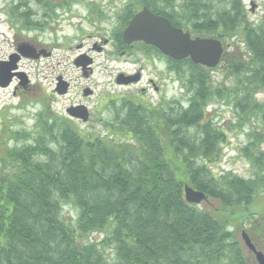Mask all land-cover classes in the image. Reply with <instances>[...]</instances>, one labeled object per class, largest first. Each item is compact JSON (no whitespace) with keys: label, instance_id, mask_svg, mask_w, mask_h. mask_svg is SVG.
<instances>
[{"label":"trees","instance_id":"1","mask_svg":"<svg viewBox=\"0 0 264 264\" xmlns=\"http://www.w3.org/2000/svg\"><path fill=\"white\" fill-rule=\"evenodd\" d=\"M26 5L9 13L28 31L31 13L19 12ZM143 5L174 27L220 40L234 84L213 86L212 69L167 57L186 87L185 103L122 98L105 134L47 114L31 130L5 131L14 145L0 150V264H257L234 230L264 189V131L250 132L245 148L255 177L218 174L210 164L228 136L207 106L212 97L231 99L240 118L264 128V98H256L264 95V17L251 20L243 0H133L123 25ZM184 185L217 201V213L186 202ZM65 205L76 212L72 222ZM95 233L102 238H90Z\"/></svg>","mask_w":264,"mask_h":264},{"label":"rangeland","instance_id":"2","mask_svg":"<svg viewBox=\"0 0 264 264\" xmlns=\"http://www.w3.org/2000/svg\"><path fill=\"white\" fill-rule=\"evenodd\" d=\"M36 1L0 0V61L7 60L10 53L15 50V40L38 42L50 51L47 57L38 60L24 58L19 62L18 71L24 73L30 80L26 84H31L28 89L25 88L26 85H19L17 89H14L13 85L0 88V134L4 135L7 131L11 134L22 128L31 130L38 116L43 114L69 119L65 110L69 105L77 103H84L90 116L86 123L69 120L83 132L105 134L107 131L105 122L112 119L122 98H130L146 106H155L170 100H180L185 103L189 98L183 82L170 69L167 57L160 52L157 54L153 50L146 53L147 49L143 47V50L142 46L149 45L137 43L125 49L126 53L120 54V35L128 24L127 22L123 25L127 13L131 11L130 4L133 0H64L65 6L62 8L58 6L57 9L52 6L54 4L52 1L58 0L37 1L44 11L53 13L48 15V20L42 19L38 23L33 17V13L38 8ZM243 2L251 20L264 17V0H243ZM23 4L27 5L25 8L19 7V12H27L28 9L31 13L32 29L28 31L22 29L15 18L11 19L9 13V9ZM50 19L52 22H49ZM55 19L59 21L56 22ZM35 24L41 27L36 28ZM51 26L54 27L53 30ZM191 36L195 37L192 34ZM100 37L112 40L114 38V40L104 45L103 52L88 51L93 42H101ZM114 42L118 52L109 55L114 50ZM79 44H83L80 49L77 47ZM240 47L243 48V45L240 44ZM233 49L234 45L228 48L229 51ZM82 54L93 60L95 64L89 80L83 77L73 64ZM139 71L142 77L137 83L120 85L116 82L119 74L134 75ZM211 73L213 86L223 83L222 86L231 87L234 84V78L226 71L225 62L221 61L218 66L212 68ZM59 75L69 87L68 92L63 95H58L54 91L56 78ZM150 79L156 83L157 90L149 84ZM87 86L93 93L85 101L82 88ZM256 98L262 102L264 95L259 93ZM210 100L207 106L208 117H212L213 125L219 126L228 136V141L221 144L220 159L211 163L210 168L218 174L229 173L244 179L255 177L258 169L251 166L245 148L250 140L249 133L264 131V128H261L260 122L255 118L247 121H244L243 117L240 118L231 99L216 96ZM8 138L4 135L3 141L0 140L2 144L0 150L4 149L5 144L7 147L14 145V140ZM260 144L261 142L255 147L259 148ZM198 206L214 213L218 210L219 203L208 199L200 202ZM235 211L237 215L243 212L240 208ZM230 213L223 212V215L226 219H230L231 223L238 224L236 217L230 218ZM62 215L68 222L76 218V212L70 205L63 207ZM260 217L264 218V189L254 196L253 203L247 208V214L239 221L241 227L234 230L235 227L229 226V230H234V238L254 260V254L246 247L241 233L244 231L254 246L262 250L259 248L262 247L259 242L260 240L264 242V229ZM90 238L101 239L102 234L95 233ZM111 250L110 247H106L105 254H110Z\"/></svg>","mask_w":264,"mask_h":264},{"label":"water","instance_id":"3","mask_svg":"<svg viewBox=\"0 0 264 264\" xmlns=\"http://www.w3.org/2000/svg\"><path fill=\"white\" fill-rule=\"evenodd\" d=\"M250 6H253L252 2ZM121 38L127 45L141 42L156 48L162 55L173 60L180 61L188 58L192 63L209 69L218 66L224 54L223 44L220 40L212 37H192L189 32L174 27L166 17L150 11L146 5H143L139 11L132 15L121 33ZM35 51L34 45L24 41L19 44L15 53L8 56L7 60L0 61V88L8 87L14 77L19 80V85L27 84L26 75L17 70L18 62L21 58L36 59L41 51L37 54ZM83 57L86 56L83 54L78 56L74 61V66L84 68L91 64L90 58L80 62ZM84 76L87 77L86 74ZM139 80V72L134 75L119 74L116 78V82L120 85H128ZM67 89L68 83L58 78L56 93L63 95ZM84 94L87 95L88 91H84ZM80 108H84V110L81 111ZM66 113L69 117L80 119L83 122L89 118V113L85 107H70L66 109ZM183 192L186 202L191 204L198 205L207 199L203 192L194 190L188 185H184ZM241 236L246 247L254 254L257 264H264V253L256 249L244 231H242Z\"/></svg>","mask_w":264,"mask_h":264},{"label":"flooded vegetation","instance_id":"4","mask_svg":"<svg viewBox=\"0 0 264 264\" xmlns=\"http://www.w3.org/2000/svg\"><path fill=\"white\" fill-rule=\"evenodd\" d=\"M51 2V1H50ZM54 4L52 5V6H54V7H56L55 9H57V7L58 6H60L61 8L62 7H64L65 6V4H64V0H58L57 2H55V1H52ZM36 3V5H38V8H37V10H35V12L33 13V17H34V20L38 23L40 20H42V19H45V20H48V15L50 14H53V13H49V11H44L43 10V8L40 6V3L38 4V2L36 1L35 2ZM45 9V8H44ZM48 10V9H47ZM90 13H92V11L90 12ZM55 14L57 15V12H55ZM55 15V16H56ZM53 19V18H52ZM56 20V22H58L59 20L58 19H55ZM54 20V21H55ZM49 22H52L51 21V19H50V21ZM35 27L37 28H39V27H41L40 25H37V24H35ZM48 27V26H47ZM42 28H43V26H42ZM54 29V27L53 26H51V30H53ZM55 29H56V27H55ZM120 37H121V35H120ZM101 38V42H93L92 44H91V47L88 49V51H95V52H103V48H104V45L105 44H107V42L109 41V43L111 42V41H113L114 40V38H113V40L112 39H103L102 37H100ZM22 42H24V41H18V40H15V50L13 51V52H11L10 53V55L11 54H13V53H15V51H16V49H17V47L19 46V44L20 43H22ZM27 42V41H26ZM32 45H34V47H35V54H37V53H39V51H41V54L36 58V59H32V60H38V59H40L41 57H47V56H49L50 55V51L45 47V46H42L41 44H39L38 42H34V43H32V42H30ZM137 43H140V42H135V43H132V44H130V45H127V44H125L123 41H122V38H121V43L119 44V46L121 47V50H120V54L122 55V54H124V53H126L125 51V49H127V48H130V47H132L134 44H137ZM114 50H113V52L111 53V54H109V55H113V53L115 54L116 52H118L117 51V48H116V44H115V42H114ZM77 47H79V49L80 48H82L83 47V44H79ZM119 47V48H120ZM9 55V56H10ZM108 55V56H109ZM8 58V57H7ZM89 57H83V58H81V60H80V62L81 61H85V60H87ZM21 59H24V58H21ZM21 61V60H20ZM19 61V62H20ZM75 61V60H74ZM79 62V63H80ZM74 64V63H73ZM94 66H95V64L93 63V60H92V62H91V64H89V65H87V66H85L84 68H82V67H76L78 70H80V72H81V74H82V76L83 77H85L84 76V74H86L87 75V80H89L90 79V77H91V75H92V73H93V69H94ZM139 73H140V79H141V77H142V75H141V72L139 71ZM62 76H57V78H56V82H55V88H56V83H57V79L58 78H60L62 81H64L62 78H61ZM86 78V77H85ZM28 80V79H27ZM28 81H30V80H28ZM132 84H134V83H131L130 85H132ZM149 84L153 87V89L154 90H157V85H156V83L152 80V79H150L149 80ZM10 85H13V88L14 89H17L18 87L17 86H19V84H18V79L16 78V77H14L13 79H12V81H11V84ZM9 85V86H10ZM8 86V87H9ZM31 86V84L29 83L28 85H26V89H28L29 87ZM89 86V85H88ZM83 87L82 88V96H83V98H84V100L85 101H87V99L92 95V91H91V89L89 88V87ZM68 89H69V87H68ZM68 89H67V92H68ZM55 91V90H54ZM84 91H88V94L87 95H85L84 94ZM142 91H144V89H142ZM56 92V91H55ZM66 92V93H67ZM65 93V94H66ZM59 95V94H58ZM85 107L86 108V110L88 111V113H89V116H90V112H89V110H88V108H87V106L84 104V103H77V104H71V105H69V107L68 108H70V107ZM100 107V106H99ZM67 109V108H66ZM80 110L81 111H83L84 110V108H80ZM65 113H66V110H65ZM67 115V114H66ZM67 117L69 118V119H74V120H76V121H81V122H83L82 120H80V119H76V118H71V117H69L68 115H67ZM87 122V121H86ZM86 122H83V123H86ZM260 244H261V246L262 247H259L260 249H262V250H260V251H262L263 253H264V242L263 241H261L260 240V242H259ZM256 249L257 250H259L257 247H256Z\"/></svg>","mask_w":264,"mask_h":264}]
</instances>
